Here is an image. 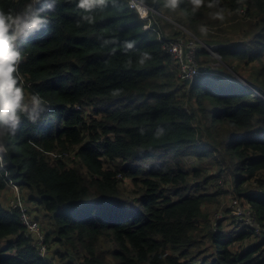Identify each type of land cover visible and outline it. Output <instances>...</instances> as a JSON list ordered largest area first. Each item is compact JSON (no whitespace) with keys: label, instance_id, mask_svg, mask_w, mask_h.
I'll return each instance as SVG.
<instances>
[{"label":"trees","instance_id":"trees-1","mask_svg":"<svg viewBox=\"0 0 264 264\" xmlns=\"http://www.w3.org/2000/svg\"><path fill=\"white\" fill-rule=\"evenodd\" d=\"M138 1L235 75L199 48L203 76L181 80L155 32L170 24L145 30L129 0H0L39 20L9 30L23 98L17 123L0 115V192L27 193L59 264H264V0ZM218 28L235 40L206 38ZM18 214L0 203V264H54Z\"/></svg>","mask_w":264,"mask_h":264},{"label":"built area","instance_id":"built-area-1","mask_svg":"<svg viewBox=\"0 0 264 264\" xmlns=\"http://www.w3.org/2000/svg\"><path fill=\"white\" fill-rule=\"evenodd\" d=\"M129 7L131 9L137 10L140 17L143 20L147 21V24L144 26L145 30L151 28L150 18L152 16H161V14L154 8H150L138 0H129ZM163 20L165 19L163 18ZM182 28L185 30L184 34L188 36L185 40L181 37H169L160 29L155 30V32L163 51L171 58V60L175 64L178 72V77L181 80L194 81L203 76V72L202 70H200L197 61V52L199 48L206 49L211 56L216 57L218 56L216 54L218 46L205 45L194 34L180 25V29ZM246 86L254 93H256L254 87H251L249 85ZM9 187H11L10 189H13L14 191H18L17 186L12 185ZM6 210L10 214H14V212L18 210V220L25 230V237L28 238L30 236H33L35 238L34 243L36 248L38 249V253L41 257H45L47 246L45 244L44 234L41 231L40 224L31 216L29 207L27 205L21 204L20 202H16L15 200H11L9 207H6ZM237 215L240 216L239 213H237ZM246 223L248 222L246 221Z\"/></svg>","mask_w":264,"mask_h":264},{"label":"clouds","instance_id":"clouds-1","mask_svg":"<svg viewBox=\"0 0 264 264\" xmlns=\"http://www.w3.org/2000/svg\"><path fill=\"white\" fill-rule=\"evenodd\" d=\"M97 2L103 3L104 0H80L79 7L87 9ZM171 3L175 5L176 0H171ZM194 3L200 5L202 0H194ZM37 23L39 20L33 19L30 23H25L20 27L18 16L14 17L11 13L0 11V115H7L13 123H17L19 119L15 109L23 98V92L16 86L17 81L12 76L16 70L14 65L19 59V53L13 50L12 41L18 33L9 35V30L16 26L19 31H22L23 28L34 27ZM4 93L11 98H6ZM0 164H2V159H0Z\"/></svg>","mask_w":264,"mask_h":264},{"label":"rangeland","instance_id":"rangeland-1","mask_svg":"<svg viewBox=\"0 0 264 264\" xmlns=\"http://www.w3.org/2000/svg\"><path fill=\"white\" fill-rule=\"evenodd\" d=\"M160 14L165 19L164 21H167L166 23L170 24V26H171L170 28L164 30V33H166V35L169 37H171V35H173V33H176L178 37L182 36V32L184 33L185 30L183 28L180 29V25L176 23L175 20H178V19H175V17H174L175 20H173L171 18L164 16L162 13H160ZM161 16L156 15V17L162 19V21H163V18ZM179 22L183 27H187V21L185 19H181V21H179ZM208 35L209 36L211 35L212 39H216L218 37V38H223V39L229 38V39H234V40L237 36V34L232 35L231 33H226L224 31H220L219 28L217 30H213V31L209 32V34H205L206 38ZM204 38L205 37H203V39ZM215 46H218V45H215ZM212 57L215 58L216 62L211 63L210 64L211 67L224 68L229 73H231L232 75H235L232 73L231 69L227 65H225L221 60H219L218 56H216V57L212 56ZM251 66H254V64L250 65V67ZM245 72H246V74H248V71L245 70ZM10 188L11 187H8L7 189L0 192V194H3L2 197H0V203L2 204V206L5 207V209H6V207H9L11 200H15L16 202H20L23 205L29 206L27 193L25 194L18 187H17L18 191L17 190L14 191L13 189H10ZM6 190H8L6 193H2ZM222 202H223L222 205L225 206V203H226L230 207V209L232 210V214L237 217L238 221L245 219V223L247 221L248 224H251V225L254 224L253 221L250 219V216H248V210L241 207V206H238L237 200H233L231 198V196H227ZM237 213H239L241 217L238 216ZM216 216H217L216 217L217 219H219L221 217L222 218L225 217L224 214H222L221 212H219L218 215H216ZM257 232H260V231H257ZM46 245H47L46 256L53 257V260H55L54 264H59L60 263V257L57 255V253H58V250L63 252V248L60 249V247L58 245H55L54 243H51V244L46 243ZM107 264H113V260L109 258L107 261Z\"/></svg>","mask_w":264,"mask_h":264},{"label":"crops","instance_id":"crops-1","mask_svg":"<svg viewBox=\"0 0 264 264\" xmlns=\"http://www.w3.org/2000/svg\"><path fill=\"white\" fill-rule=\"evenodd\" d=\"M7 191H8V190H6V191H4V192H2V193H6ZM2 195H3V194H0V197H2ZM2 245H4V243H3Z\"/></svg>","mask_w":264,"mask_h":264},{"label":"water","instance_id":"water-1","mask_svg":"<svg viewBox=\"0 0 264 264\" xmlns=\"http://www.w3.org/2000/svg\"><path fill=\"white\" fill-rule=\"evenodd\" d=\"M219 57V56H218ZM220 60V59H219Z\"/></svg>","mask_w":264,"mask_h":264}]
</instances>
